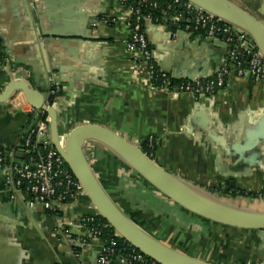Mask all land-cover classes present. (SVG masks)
Segmentation results:
<instances>
[{
	"label": "crops",
	"instance_id": "obj_1",
	"mask_svg": "<svg viewBox=\"0 0 264 264\" xmlns=\"http://www.w3.org/2000/svg\"><path fill=\"white\" fill-rule=\"evenodd\" d=\"M231 1L264 26V0ZM128 2L0 0V96L23 81L48 98L56 83L62 91L55 102L60 136L97 124L130 142L153 140L154 161L191 194L235 211L264 213L260 198L212 193L256 194L263 188L264 80L253 73L240 77L233 69L228 86L208 98L156 87L149 66L127 48ZM180 23L164 16L144 25L155 62L173 82L210 78L232 67L225 42L188 32ZM47 34L53 40L46 46L48 67L40 48ZM250 43L261 52L252 38ZM33 110L21 92L0 104V147L17 157L35 123ZM84 151L109 196L147 234L207 264H264V231L225 227L191 214L102 143L87 142ZM7 175L8 169L0 168V264H98L105 242L90 238L82 223L99 216L84 192L52 211L30 208L25 194L7 187ZM126 190H142L152 215L160 217L151 220L131 205ZM166 208L193 222V230L186 227L173 241L163 235L165 224L171 225ZM161 216L164 225L158 224Z\"/></svg>",
	"mask_w": 264,
	"mask_h": 264
},
{
	"label": "built area",
	"instance_id": "obj_2",
	"mask_svg": "<svg viewBox=\"0 0 264 264\" xmlns=\"http://www.w3.org/2000/svg\"><path fill=\"white\" fill-rule=\"evenodd\" d=\"M130 9V37L127 48L140 54L142 61L149 66L152 83L156 78L161 81L160 87L191 94L196 98H208L215 96L228 86V76L231 72L226 67L210 78L173 82L168 72L159 68L155 62L145 33L146 22H160L159 19L154 18V13L159 10H162L165 16H173L175 20L183 21L188 32L204 33L206 38L225 42L229 47L228 58L235 62L234 71L238 76L243 77L247 73H253L264 80V57L252 47L251 37L196 5L184 0H137L136 5L130 6ZM1 49L0 42V58ZM246 59L247 62H245ZM156 68H159L157 76H155ZM52 82L54 83V79ZM55 85L56 83L55 90L61 91V88ZM52 94L56 98L59 97L55 92ZM33 112L35 123L24 136V159H19L0 147V168L8 169L7 187L25 194L30 208L40 205L45 211H52L59 205L73 202L84 191L63 157L53 144L47 141L51 137L50 118L43 112L35 110ZM148 143L150 148L154 147L153 140H149ZM90 218L83 219L82 223L85 227L92 218L97 217ZM86 228L90 238H101L102 233L99 229ZM116 238L120 237L116 235ZM116 245L115 241L105 242L98 264H146L145 256L136 249L114 261Z\"/></svg>",
	"mask_w": 264,
	"mask_h": 264
},
{
	"label": "water",
	"instance_id": "obj_3",
	"mask_svg": "<svg viewBox=\"0 0 264 264\" xmlns=\"http://www.w3.org/2000/svg\"><path fill=\"white\" fill-rule=\"evenodd\" d=\"M190 2L216 18L247 33L260 47L264 57V26L250 13L231 0H184ZM40 43L43 57L47 63L46 46L53 40ZM51 73L50 70H48ZM53 91L55 88L52 89ZM17 92L24 94L35 111L43 112L50 118L51 142L81 184L84 193L99 213L121 239L156 264H207L186 253L173 249L138 227L114 202L100 183L91 168L84 147L87 142H99L117 153L136 173L159 193L174 204L213 223L250 231H264V213H245L235 211L201 199L182 186L142 150V145L130 142L126 137L102 125L83 124L72 130L68 136H60L59 114L55 108L58 98L54 94L46 98L23 81L13 82L0 96V104L9 101ZM59 91L58 95H61ZM18 157L24 159V152Z\"/></svg>",
	"mask_w": 264,
	"mask_h": 264
},
{
	"label": "trees",
	"instance_id": "obj_4",
	"mask_svg": "<svg viewBox=\"0 0 264 264\" xmlns=\"http://www.w3.org/2000/svg\"><path fill=\"white\" fill-rule=\"evenodd\" d=\"M136 3H137V0H129V2H128V4L130 6L136 5ZM164 16H165V14L163 13L162 10H159V11H157V12L154 13V18L155 19L157 18L160 21H162V19H163ZM180 26L181 27H184L185 26L183 21L180 23ZM198 34L205 36L204 33H198ZM231 62H232V65H231L232 67L231 68L228 67L229 70H233L235 68V62L234 61H231ZM245 62H247V59H246ZM155 71H156V75L155 76H157L158 71H159V68H156ZM153 84L156 87H160L162 85L161 84V81L156 80V78L153 80ZM54 92L56 94L59 93V91H57V90H54ZM31 117L33 118V116H31ZM43 117H45V116H43ZM24 138L25 137H23L22 143H21V148H23V150H24L23 145H24V142H25ZM141 145H142L143 152L146 153L150 158H152L154 160V155H155V151H156L155 143H154V147L153 148H150L148 142H146V143L144 142ZM13 154L15 155V153H13ZM212 193L217 194V195H220V196L228 195V196H231L233 198H235L237 195H240V196H246V197H251V198H261L262 200H264V185H263L262 190L260 192L256 193V194H253V193L246 194L243 191L242 192H233V190H229V191H226V192H223L222 190H212ZM116 204L119 206V204L117 202H116ZM119 207L122 209L121 206H119ZM85 225L89 229H93V228L99 229L101 231V233H102L100 239H102L104 242L115 241L117 243L116 248H115V251L116 252H115V256H114V261L117 260V258H119V257L127 256L134 249L125 240H123L121 238H116L115 231L113 230V228H111L109 226L108 222L106 220H104L102 217H99L98 216L97 218H92V220L89 221ZM156 238H158L159 240H161L158 236ZM145 258H146L145 259L146 260V264H156L155 262H153L149 258H147V257H145Z\"/></svg>",
	"mask_w": 264,
	"mask_h": 264
},
{
	"label": "rangeland",
	"instance_id": "obj_5",
	"mask_svg": "<svg viewBox=\"0 0 264 264\" xmlns=\"http://www.w3.org/2000/svg\"><path fill=\"white\" fill-rule=\"evenodd\" d=\"M138 186H140L139 184H138ZM141 187V186H140ZM124 189V188H123ZM125 190V189H124ZM140 191H142V190H140ZM140 191H137V194H135L133 191H127L126 190V192L127 193H125L124 194V196H125V198L127 199V201H129V203L131 204V205H133V206H137L138 208H140V209H142V210H144V211H146L148 214H150V217H151V220H154V218H156L157 216H159L160 217V215L159 214H156V215H152L153 214V211H154V209H151V210H149V207H148V204H147V201H146V197H144V195H142L141 193H140ZM144 197V198H143ZM118 204H119V206H122L123 207V205L121 204V203H119V202H117ZM166 212L168 213V215L166 216L167 217V219H166V221H169L170 223H171V225H168V226H166V224H165V226H164V228H166V231H164L163 232V235L164 234H168L170 237H171V239H172V241L174 240V238H176V237H179L181 234H183L184 235V232H185V229H186V227H188V229H192V226H193V222H190V221H187V220H185L184 218L182 219V218H180L179 217V212L178 213H176L174 210H172V209H168V208H166ZM162 217L163 216H161V219H159V221H158V224H160L161 225V223H162V225H164V222H163V220L164 219H162ZM175 220H178V226L176 225V226H174V224H175ZM188 223H191L190 225H188ZM182 225V226H181ZM181 226V227H180ZM187 230V229H186ZM193 230V229H192ZM178 233V234H177ZM221 235H225L224 233H221ZM189 238H190V236H188ZM214 238L215 236L212 234L211 235V238ZM224 237V236H223ZM179 239H181V238H179ZM178 239V240H179ZM163 240V239H162ZM167 240V239H166ZM163 241H165V240H163ZM185 242V240H183V243ZM189 242H190V239H189Z\"/></svg>",
	"mask_w": 264,
	"mask_h": 264
}]
</instances>
